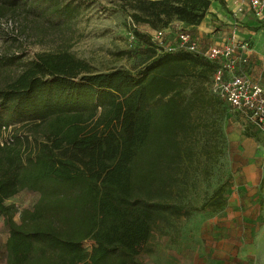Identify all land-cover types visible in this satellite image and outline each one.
<instances>
[{
  "label": "trees",
  "instance_id": "16d2710c",
  "mask_svg": "<svg viewBox=\"0 0 264 264\" xmlns=\"http://www.w3.org/2000/svg\"><path fill=\"white\" fill-rule=\"evenodd\" d=\"M210 1L110 0L103 9L123 12L134 28L155 25L162 13L170 18L162 26L174 17L197 25ZM145 2L163 4V12L144 13ZM6 11L56 33L69 31L79 14L60 0H0V20ZM155 48L133 70L105 72L67 49L35 52L27 61L0 53V70L9 72L0 84L5 264H145L157 226L225 206L226 182L198 206L178 198L197 148L194 116L223 100L208 89L217 64ZM210 127L198 148L208 162L222 152L219 129ZM22 189L38 198L17 221L7 200Z\"/></svg>",
  "mask_w": 264,
  "mask_h": 264
},
{
  "label": "rangeland",
  "instance_id": "374dc122",
  "mask_svg": "<svg viewBox=\"0 0 264 264\" xmlns=\"http://www.w3.org/2000/svg\"><path fill=\"white\" fill-rule=\"evenodd\" d=\"M60 1L79 8L69 31L56 33L22 12L6 11L0 20L3 27L0 53L18 54L22 61H27L35 52L67 49L97 72L116 68L133 70L145 60L149 49L154 46L159 49L154 38L157 30L164 33L179 22L181 27L190 29L177 17L162 26L163 20L170 19L164 13L163 20H154L155 25L138 23L134 28L123 12L103 9L113 5L110 0ZM163 6L145 2L142 10L153 14L163 12ZM9 20L15 32L10 30ZM234 59L235 67L227 75L241 73L261 84L263 80L253 79L252 73L238 64V51ZM7 73L0 70V84L5 82ZM260 77L264 78V74ZM208 89L212 91L209 86ZM207 109L194 116L201 125L195 136L197 148L178 198L198 206L218 185L226 182L225 206L216 211L193 212L157 226L149 242L152 252L142 255L145 264H264V136L243 111L232 108L224 100ZM211 125L219 129L222 152L208 162L198 148L211 136ZM37 198L38 193L26 189L10 197L7 203L17 207L14 219L18 221V211L31 207ZM7 231L0 217V264H5ZM92 244L90 240L83 242L87 249Z\"/></svg>",
  "mask_w": 264,
  "mask_h": 264
},
{
  "label": "built area",
  "instance_id": "2783aa9c",
  "mask_svg": "<svg viewBox=\"0 0 264 264\" xmlns=\"http://www.w3.org/2000/svg\"><path fill=\"white\" fill-rule=\"evenodd\" d=\"M251 11L259 20L264 18V0H248ZM7 21V20H6ZM10 30H13L12 25ZM6 23H3V26ZM7 26V25H6ZM0 27L3 29L1 23ZM6 29V27H4ZM15 31V30H14ZM164 33L157 30L154 34L158 50H179L198 53L209 61L217 64L211 77L210 87L214 93L219 95L232 108L243 111L251 123L261 131L264 136V85L260 84L244 74L233 73L227 75L235 67V54L237 51H245L246 45L235 40L220 45L199 50L196 40L187 30L178 32L174 44L164 43ZM245 61V59L243 60Z\"/></svg>",
  "mask_w": 264,
  "mask_h": 264
},
{
  "label": "crops",
  "instance_id": "0c3cea01",
  "mask_svg": "<svg viewBox=\"0 0 264 264\" xmlns=\"http://www.w3.org/2000/svg\"><path fill=\"white\" fill-rule=\"evenodd\" d=\"M223 1L224 5L211 0L202 20L197 25H188L190 29L181 27V22L172 24L164 32V43H175L180 29L191 33L201 51L230 39L244 43L246 50L238 51V64L250 71L253 79L263 80L264 85V78L260 77L264 74V18L254 16L248 0Z\"/></svg>",
  "mask_w": 264,
  "mask_h": 264
}]
</instances>
